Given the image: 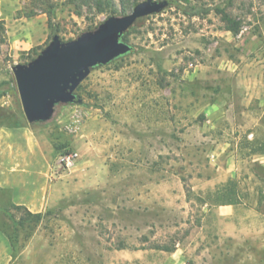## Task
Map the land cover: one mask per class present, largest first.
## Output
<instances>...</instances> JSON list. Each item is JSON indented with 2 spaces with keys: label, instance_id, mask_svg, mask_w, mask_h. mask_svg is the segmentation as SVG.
<instances>
[{
  "label": "rangeland",
  "instance_id": "1",
  "mask_svg": "<svg viewBox=\"0 0 264 264\" xmlns=\"http://www.w3.org/2000/svg\"><path fill=\"white\" fill-rule=\"evenodd\" d=\"M95 1L0 0V107L29 131L17 194L0 187V264H264V0H154L125 54L29 123L12 68L145 0Z\"/></svg>",
  "mask_w": 264,
  "mask_h": 264
},
{
  "label": "water",
  "instance_id": "2",
  "mask_svg": "<svg viewBox=\"0 0 264 264\" xmlns=\"http://www.w3.org/2000/svg\"><path fill=\"white\" fill-rule=\"evenodd\" d=\"M167 1L145 0L130 14L109 17L93 32L62 43H51L27 65L12 68L23 114L29 123L49 121L55 107L75 101L74 91L90 70L103 66L128 51L122 35L140 18L160 13Z\"/></svg>",
  "mask_w": 264,
  "mask_h": 264
},
{
  "label": "crops",
  "instance_id": "3",
  "mask_svg": "<svg viewBox=\"0 0 264 264\" xmlns=\"http://www.w3.org/2000/svg\"><path fill=\"white\" fill-rule=\"evenodd\" d=\"M0 115V187L12 190L13 193L17 194V186L13 184L12 178L18 174L19 170L15 175L9 176V174L20 163L21 157L24 160L21 161L20 167L25 164L29 131L20 117L9 109L0 107ZM14 202L17 205L25 206L15 200Z\"/></svg>",
  "mask_w": 264,
  "mask_h": 264
},
{
  "label": "trees",
  "instance_id": "4",
  "mask_svg": "<svg viewBox=\"0 0 264 264\" xmlns=\"http://www.w3.org/2000/svg\"><path fill=\"white\" fill-rule=\"evenodd\" d=\"M44 3H46L47 1L49 0H42ZM94 8L95 10L98 12V13H104L106 11H108L109 9L113 8V3L111 0H96L94 2ZM222 14V19L224 20V22L227 24V29L233 33H237L238 32V24L236 23H233L231 21V19L229 18V16L225 13H223V11H218ZM0 30H3V27H2V24L0 23ZM7 94V91L5 89H1L0 88V99L2 97H4L5 95ZM1 116V115H0ZM20 117V120L23 121V118L22 116H19ZM17 118V117H16ZM18 119V118H17ZM13 208H15L17 211H24L25 215L28 216L29 218L33 219V221H35L36 223L39 222L42 218L41 214L37 213V214H33V213H30L26 207L22 206V205H17V206H14L13 205ZM4 212H6V210H4ZM26 219H24L23 217L18 221V224L21 225L23 224V222L25 221ZM3 233V232H2ZM3 236L5 237V240L7 241V244L9 246V248L13 249V246H12V243H11V240L10 238L3 234Z\"/></svg>",
  "mask_w": 264,
  "mask_h": 264
},
{
  "label": "built area",
  "instance_id": "5",
  "mask_svg": "<svg viewBox=\"0 0 264 264\" xmlns=\"http://www.w3.org/2000/svg\"><path fill=\"white\" fill-rule=\"evenodd\" d=\"M71 160H72L71 155H64L59 159V163L69 165L71 163Z\"/></svg>",
  "mask_w": 264,
  "mask_h": 264
}]
</instances>
